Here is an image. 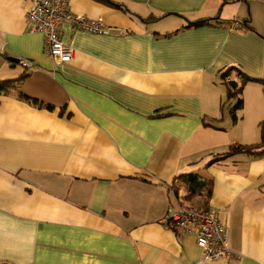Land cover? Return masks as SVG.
Returning a JSON list of instances; mask_svg holds the SVG:
<instances>
[{"label":"crops","instance_id":"crops-1","mask_svg":"<svg viewBox=\"0 0 264 264\" xmlns=\"http://www.w3.org/2000/svg\"><path fill=\"white\" fill-rule=\"evenodd\" d=\"M32 1L0 0V264H264V152L214 161L261 140L264 85L243 84L228 132L220 72L264 82V0H65L108 28L61 22L67 63L28 29ZM181 205L215 210L234 256L201 262L167 225Z\"/></svg>","mask_w":264,"mask_h":264},{"label":"built area","instance_id":"built-area-1","mask_svg":"<svg viewBox=\"0 0 264 264\" xmlns=\"http://www.w3.org/2000/svg\"><path fill=\"white\" fill-rule=\"evenodd\" d=\"M63 21L89 32L108 33L101 18L72 13L65 0H33L26 11L28 29L43 35L44 51L55 63H67L74 57V48L60 38L59 25ZM237 26V22L231 24V27ZM18 63L36 69L29 59L19 58ZM166 222L172 228L194 235L202 252L201 262L228 260L234 256L229 247L226 227L215 210L181 205L172 215L166 216Z\"/></svg>","mask_w":264,"mask_h":264},{"label":"trees","instance_id":"trees-1","mask_svg":"<svg viewBox=\"0 0 264 264\" xmlns=\"http://www.w3.org/2000/svg\"><path fill=\"white\" fill-rule=\"evenodd\" d=\"M226 1L227 0H223V2H226ZM209 21H210L209 19H199V20H196L194 22H189L188 25L208 24ZM243 23H244V25H247L249 28H252L248 18ZM233 69H235L238 72L239 76L241 77V80L239 82L233 81V80H225L228 71L233 70ZM22 78H23V75L20 76L17 81L19 82ZM220 78L223 80V83L226 86V89H227L226 96L228 97L231 94L237 96V101L234 105V107L237 109H241L243 106V99L240 96V94H241V90H242L244 83H246L248 81H254V82L262 83L264 85V82L261 78L247 75L245 72H243L237 66H228L227 68H225L224 71L220 72ZM10 84H11V81H0V93L8 92ZM19 97L22 99H25L27 101H30L34 104L36 103L39 105H44L46 108H49V109L52 108V106H50L48 104H43L42 102H40L36 99H33L31 97H28L22 93H19ZM235 120H236V116H233V121H235ZM259 129H260V138H261L260 142L254 143V144H243V145L242 144H232V145H230V147L226 153H222L221 155L216 156L214 158V161L221 159L223 157H227L228 155L235 154L237 152H246V153H250V154H261L262 152H264V121L259 122ZM190 176H191V174H181L179 177L180 178H184V177L190 178ZM194 186H192L191 191L194 190ZM201 186H204V183L198 185V187H201Z\"/></svg>","mask_w":264,"mask_h":264},{"label":"rangeland","instance_id":"rangeland-1","mask_svg":"<svg viewBox=\"0 0 264 264\" xmlns=\"http://www.w3.org/2000/svg\"><path fill=\"white\" fill-rule=\"evenodd\" d=\"M240 80H241V78H240ZM224 101H225V105H224L225 108L224 109H225L226 118H227L226 122L229 121V123H230V125H229L230 127H228V132H234V130H235L234 128H237V127H234L235 125H233V124H234V122H236V120H237V126H240L243 122L247 121L249 118H241L243 109L241 108L242 109L241 110V109H237L234 107V105L237 101L236 95L231 94L228 97L226 96V97H224ZM243 105H244V103H243ZM233 116H236L235 121H233ZM262 121H264V120H262Z\"/></svg>","mask_w":264,"mask_h":264},{"label":"water","instance_id":"water-1","mask_svg":"<svg viewBox=\"0 0 264 264\" xmlns=\"http://www.w3.org/2000/svg\"><path fill=\"white\" fill-rule=\"evenodd\" d=\"M8 60L12 63H17L18 59L17 58H13V57H9ZM1 264H7V263H1Z\"/></svg>","mask_w":264,"mask_h":264}]
</instances>
